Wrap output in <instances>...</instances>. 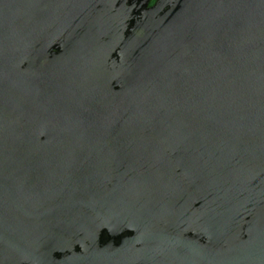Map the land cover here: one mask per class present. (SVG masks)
<instances>
[{
    "label": "water",
    "instance_id": "obj_1",
    "mask_svg": "<svg viewBox=\"0 0 264 264\" xmlns=\"http://www.w3.org/2000/svg\"><path fill=\"white\" fill-rule=\"evenodd\" d=\"M0 0V264H264V0Z\"/></svg>",
    "mask_w": 264,
    "mask_h": 264
},
{
    "label": "flooded vegetation",
    "instance_id": "obj_2",
    "mask_svg": "<svg viewBox=\"0 0 264 264\" xmlns=\"http://www.w3.org/2000/svg\"><path fill=\"white\" fill-rule=\"evenodd\" d=\"M154 2H155V0H151V3H150V5H152Z\"/></svg>",
    "mask_w": 264,
    "mask_h": 264
}]
</instances>
